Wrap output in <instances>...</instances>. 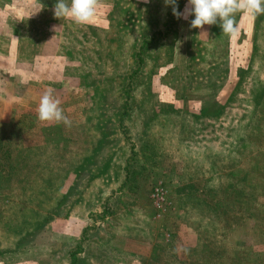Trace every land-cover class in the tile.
Listing matches in <instances>:
<instances>
[{"label":"rangeland","instance_id":"obj_1","mask_svg":"<svg viewBox=\"0 0 264 264\" xmlns=\"http://www.w3.org/2000/svg\"><path fill=\"white\" fill-rule=\"evenodd\" d=\"M56 2L0 0V264H71L73 251L86 264L100 253L168 264L164 249L183 257L210 230L196 197L230 210L226 264H264V15L237 13L234 37L182 18L181 37L171 32L137 79L141 24L129 12L171 5L100 0L76 24L54 17ZM46 91L70 127L38 120Z\"/></svg>","mask_w":264,"mask_h":264},{"label":"trees","instance_id":"obj_2","mask_svg":"<svg viewBox=\"0 0 264 264\" xmlns=\"http://www.w3.org/2000/svg\"><path fill=\"white\" fill-rule=\"evenodd\" d=\"M152 1L157 2V0H151V2ZM176 2L178 3L177 4L178 7H183V5L186 2H188V0H176ZM149 8L150 9H147V11L144 10V8H142L141 10H135L133 12L132 11L129 12V16L131 17V20L135 22L138 21L141 24L139 29L140 37L138 39L140 41L139 47L135 53L136 61H140L139 63L141 64L138 67L139 70L137 69V71H135L133 75V77L136 76L137 79L139 77V71L143 70V68L141 69V66L148 62V58L153 57L151 52L155 53L154 57L160 56L159 53L161 50L162 42L167 38L168 35H170L171 32L173 31L175 32L176 39L181 37L180 32L182 30L181 26L183 21L182 18L177 19L172 14V6L169 8V10H167L165 14L160 12L159 15H157V13L154 11L155 8H153V6H149ZM162 10L163 9L160 8V11ZM24 42L25 40L22 42V50L23 48L24 50L27 48V45L24 46L25 45ZM26 51L29 52V50L27 49ZM25 54L27 53L24 52V55ZM137 58H139L140 60H137ZM202 110L203 112H205L206 115H212V116L215 115L216 112H218L217 106L214 109L216 110L214 112L211 111L212 109L208 108L207 106H204ZM103 146H104V142L102 140L101 142H99V145L97 146V149L95 150V153L92 156L93 160L97 157L99 150H102ZM97 173L98 171L94 170V174L91 177L94 178L97 175ZM67 199L68 196L66 197V201ZM188 200L189 198L187 197V201ZM187 201L184 202V211L186 215L189 216L191 212V207L187 208V203L189 204V202ZM190 203L193 206L198 205L197 208H199V211L201 213H208V216L211 217L210 219H208L207 222L202 221V223L210 227V230L207 231L206 230L207 228L201 226L198 232L199 239L197 246L195 247L189 246L183 257L178 256L172 249L169 248L164 249L166 250V254L170 253L171 256L168 258L167 263L168 264H226L225 247H223L224 245H221L220 243L222 236H220L219 233V225L220 222L222 221V218H224L226 214H229L228 212L230 210L228 208L225 209L221 201L218 200V198L214 203H212V201H208L207 199L196 197L195 201L194 202L190 201ZM52 219L53 217H47L40 224L39 228H45L51 222ZM31 234L32 233L23 236V238L18 241V245L23 246V244H25V242H27L30 239V237L33 236ZM80 248L81 247H79L77 250H79ZM158 251L160 252V249L154 248V250L152 251V256L153 255L156 256ZM104 255L105 253H100V255H97L96 257L95 256L91 257L90 263L94 264L92 261H99L100 264H107L106 260L104 259ZM42 261L44 260L41 259L40 257H36L30 259V264L33 263L41 264ZM71 262H72L71 264H86L84 260H81L78 257V253L76 251H73L71 254ZM111 264H115L114 261L111 262Z\"/></svg>","mask_w":264,"mask_h":264},{"label":"clouds","instance_id":"obj_3","mask_svg":"<svg viewBox=\"0 0 264 264\" xmlns=\"http://www.w3.org/2000/svg\"><path fill=\"white\" fill-rule=\"evenodd\" d=\"M144 2L148 3L149 0ZM164 3L172 6V14L177 19L187 20L189 16H194L190 21L191 28L203 29L204 25L211 26L219 22L222 33L229 37H234L239 30L235 19L237 13H247L253 18L264 15V0H188L184 12L178 11L176 0H164ZM99 6L100 0H70V4L66 0H57L53 14L57 19L68 18L76 24H88ZM59 105L60 101L50 91H46L37 108L38 120L62 122L70 127L71 121Z\"/></svg>","mask_w":264,"mask_h":264}]
</instances>
